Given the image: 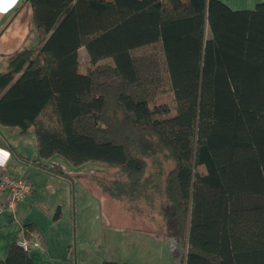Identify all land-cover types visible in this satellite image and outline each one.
<instances>
[{
  "label": "trees",
  "instance_id": "1",
  "mask_svg": "<svg viewBox=\"0 0 264 264\" xmlns=\"http://www.w3.org/2000/svg\"><path fill=\"white\" fill-rule=\"evenodd\" d=\"M23 4L38 45L0 72V126L34 133L40 159L115 168L100 184L114 201L160 197L184 264H264V3ZM155 48L160 62L134 55ZM164 79L172 108L152 104ZM0 264L35 262L14 243Z\"/></svg>",
  "mask_w": 264,
  "mask_h": 264
},
{
  "label": "crops",
  "instance_id": "2",
  "mask_svg": "<svg viewBox=\"0 0 264 264\" xmlns=\"http://www.w3.org/2000/svg\"><path fill=\"white\" fill-rule=\"evenodd\" d=\"M23 1L0 0V72L23 48L38 45L30 8ZM218 1L232 11L253 10L264 3V0ZM28 134L0 126V172L26 179L33 187L32 195L19 203L14 213L5 210L6 194H0V259L4 260L9 247L24 237L20 230L23 225H32L41 244L39 250L30 251L35 264H78L84 249L83 237L69 227L66 217L75 228L77 208L73 187L76 179L81 178L82 166L74 168L60 157L40 159L35 135ZM97 216L91 210L85 215L87 228H92ZM59 223L64 224L60 229ZM86 232L89 233L87 229Z\"/></svg>",
  "mask_w": 264,
  "mask_h": 264
},
{
  "label": "rangeland",
  "instance_id": "3",
  "mask_svg": "<svg viewBox=\"0 0 264 264\" xmlns=\"http://www.w3.org/2000/svg\"><path fill=\"white\" fill-rule=\"evenodd\" d=\"M205 36L209 37L207 30ZM134 55L144 61L153 59L160 62V53L156 48L138 50ZM78 60L83 70L89 60L84 47L79 48ZM159 70L163 74L162 67ZM154 73V69L148 68L144 75L149 77ZM152 104L173 107L172 93L165 79L156 87ZM29 135L34 136V133L30 131ZM116 171L102 163L90 162L82 165L81 178L76 179L73 187L77 208L75 228L69 217L66 218L69 227L83 237L84 249L78 264H101L103 260L127 264H184L186 243L178 242L173 227L160 220V197L154 195L148 202L128 203L114 201L103 193L100 184L116 179ZM90 210L98 215L91 229L84 224L85 215ZM63 223L57 227L62 228Z\"/></svg>",
  "mask_w": 264,
  "mask_h": 264
},
{
  "label": "built area",
  "instance_id": "4",
  "mask_svg": "<svg viewBox=\"0 0 264 264\" xmlns=\"http://www.w3.org/2000/svg\"><path fill=\"white\" fill-rule=\"evenodd\" d=\"M33 192L30 182L18 178L5 171L0 172V194H6L5 210L14 213L19 203L25 202ZM22 232V229H20ZM23 251L30 252L40 249V239L33 233L31 239L18 238L15 242Z\"/></svg>",
  "mask_w": 264,
  "mask_h": 264
}]
</instances>
